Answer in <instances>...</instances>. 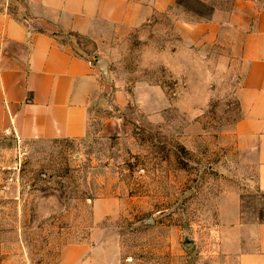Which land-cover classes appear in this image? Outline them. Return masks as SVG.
<instances>
[{"label":"rangeland","instance_id":"374dc122","mask_svg":"<svg viewBox=\"0 0 264 264\" xmlns=\"http://www.w3.org/2000/svg\"><path fill=\"white\" fill-rule=\"evenodd\" d=\"M235 1L175 0L115 45L85 138L0 141V264H60L96 232L123 264H237L233 201L246 225L264 221L234 156L240 60L225 28L178 23Z\"/></svg>","mask_w":264,"mask_h":264},{"label":"crops","instance_id":"0c3cea01","mask_svg":"<svg viewBox=\"0 0 264 264\" xmlns=\"http://www.w3.org/2000/svg\"><path fill=\"white\" fill-rule=\"evenodd\" d=\"M175 0H0V141L78 140L93 105L109 89L99 58L134 31L168 15ZM220 29L234 40L241 66L234 156L264 196V0H236L224 13L186 24ZM213 36L204 34V38ZM70 39V40H69ZM74 41V43L70 42ZM237 264H264V221L246 225L233 201ZM100 218V212H97ZM66 246L60 264H123L107 240Z\"/></svg>","mask_w":264,"mask_h":264},{"label":"water","instance_id":"95a60500","mask_svg":"<svg viewBox=\"0 0 264 264\" xmlns=\"http://www.w3.org/2000/svg\"><path fill=\"white\" fill-rule=\"evenodd\" d=\"M97 68L101 73L103 74L104 78L107 79V63L105 62L104 59L99 58L96 64Z\"/></svg>","mask_w":264,"mask_h":264}]
</instances>
